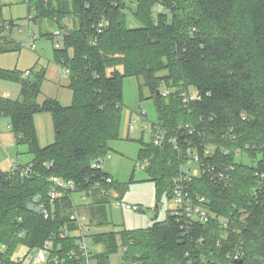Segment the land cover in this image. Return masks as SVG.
I'll return each instance as SVG.
<instances>
[{
	"label": "trees",
	"instance_id": "trees-1",
	"mask_svg": "<svg viewBox=\"0 0 264 264\" xmlns=\"http://www.w3.org/2000/svg\"><path fill=\"white\" fill-rule=\"evenodd\" d=\"M27 3L28 16L36 10L32 20L47 19L58 28L39 33L59 42L53 60L69 73L73 97L69 106L54 99L40 102L44 69H27L26 75V70L0 68L1 79L20 85L15 98L0 94V116L9 118L17 154L31 156L26 163L16 162L19 168L0 170V247H6L0 250V264H19V246L39 247L48 238L74 245L75 238L64 236L63 228H75L70 215L79 207L91 213L94 224L93 218L97 225L108 223L110 197L97 182L120 196L124 186L114 178L106 184L104 177L111 174L94 164L121 138L124 79L129 76L143 80L140 97L145 98L146 87L166 135L161 145L152 138L137 139L138 160L155 184L157 200L172 197L176 180L192 166L187 147H196L205 167L211 162L226 178L203 172L192 175L188 184L206 197L214 214L233 222L228 232L213 222L185 230L168 211L166 219L147 227L95 233L93 242L102 244L95 255L98 264H111V255L121 247H127L123 257L128 264H264V0ZM6 23L19 25L14 19L0 20V29ZM21 47L8 32L0 51ZM165 89L170 90L167 96L162 95ZM190 90L201 99L187 100L183 91ZM42 111L52 114L55 131L54 142L44 147L34 121ZM208 148L211 153L205 155ZM244 153L254 162L239 160ZM53 175L73 181L75 189H61L52 200ZM75 192H85L91 202L76 204ZM38 195L48 216L29 208ZM235 251L242 252L237 260L229 255Z\"/></svg>",
	"mask_w": 264,
	"mask_h": 264
},
{
	"label": "rangeland",
	"instance_id": "rangeland-1",
	"mask_svg": "<svg viewBox=\"0 0 264 264\" xmlns=\"http://www.w3.org/2000/svg\"><path fill=\"white\" fill-rule=\"evenodd\" d=\"M11 9H16V11L19 12L24 10V12H20L19 16L21 18L18 21V23L24 27V30L19 31L18 26H15L10 32L16 41H25L29 33L34 34L35 32L47 30L57 32L58 28L55 23H50L47 19L38 18L36 22L31 19L28 24V3L26 0H18L16 4H11L10 8L9 6L5 8V11L7 10V12H9ZM34 14L36 15L35 9L32 10V15ZM129 18L131 19L130 14ZM54 41V39L40 36V38L36 40V50L30 47H21L20 50L0 51V68L5 70L16 69L20 71H24L28 68L35 69L33 65L38 59V55L36 54L41 53L42 49L44 53H42L43 56H41L39 62H43V60L48 57L53 59ZM47 54H49V56ZM140 83H143V80L137 79L134 76H129L124 79L125 104L122 111L120 129V135L123 139L120 138L119 140L113 141L112 144L114 148L110 152L111 156L106 159V163L104 164L106 170L113 173L114 177L123 184V195L120 198L118 195L113 196L108 203L107 224L97 225V219L93 218L95 226L90 229L92 237L95 233L99 232L150 226L156 221L166 219L168 211L173 205V200L166 197V195H163L160 201L157 200L155 184L149 179V175L145 169L141 167L140 161L138 160L139 141L137 139L143 136L144 140L149 141L151 139L150 132L147 131L143 134L141 128L133 133L129 130L132 112L139 108L147 112L149 121L157 122L154 101L148 98L149 91L146 87L143 88L145 98L141 99ZM19 92L20 85L17 82L0 78V94L8 93V96L15 98L19 95ZM1 125L7 128L5 121ZM128 136L129 138H127ZM29 156L28 154H17L14 134L6 129L0 140V170L6 171L11 169L15 166L16 162L26 163L30 160ZM239 160L245 163L254 162L246 153L242 154ZM192 168L196 171L197 165H193ZM81 195L82 194L79 192L73 194L76 202H82ZM117 198L122 203L140 204L144 207V210L135 211L124 207H117L114 201L117 200ZM78 209H80V211H86L89 219L91 218V213L89 211L81 207ZM90 243L93 255L102 248L99 244ZM119 259L120 255L117 254L110 257V260L114 263H118Z\"/></svg>",
	"mask_w": 264,
	"mask_h": 264
},
{
	"label": "built area",
	"instance_id": "built-area-1",
	"mask_svg": "<svg viewBox=\"0 0 264 264\" xmlns=\"http://www.w3.org/2000/svg\"><path fill=\"white\" fill-rule=\"evenodd\" d=\"M32 19V14L27 17V22L29 24ZM27 24V25H28ZM18 26V30H24L22 25ZM15 26H12L10 23L4 24V28L0 29V44L4 43V39L7 37V33L11 32ZM40 38V33L35 32L34 34H28L27 39L25 41H20L21 45L24 47H30L32 49H36V40ZM55 45L59 47V42H56ZM25 74H30L29 70L25 71ZM170 90L165 89L162 93L163 96L169 95ZM4 96H8V93H4ZM183 96L187 100H200L201 95L196 90L183 91ZM153 125L157 128V131L153 129ZM9 128V127H8ZM144 129L146 132L149 131L151 134V138L156 145H161L165 141L166 135L163 130L160 128L157 122H152L148 120V114L142 108H139L132 112V116L129 122V130L130 132H135L139 129ZM185 128L189 129L190 133L193 132L194 128L191 125L186 124ZM3 131L0 127V140L2 139ZM172 141L176 143V139L172 138ZM211 153V149L208 148L205 150L204 154L208 155ZM225 154L228 153L227 150L224 151ZM187 154L189 156V164L197 165L196 171L191 169L186 170V174L182 175V178L177 179L176 183L173 187L172 197L173 205L169 210L170 213L176 218L178 223L181 225L182 229L188 230L191 229L195 224L198 223H210L213 222L215 226L224 229L228 232V229L231 228V223L233 219L228 216H218L214 214L211 210L210 206L207 204V199L205 196L192 192L188 182L191 180L192 175L200 176L203 172L208 173V176L211 178H226L224 171H216L211 162H208L209 165L205 167L203 157L201 153L198 151L196 147H187ZM110 154L106 156L105 159H101L95 162L94 166L104 167L107 158H110ZM15 167L18 165L15 163ZM19 168V167H18ZM216 171V172H215ZM23 174H29V169H24ZM106 184H110L113 180V177L107 176L104 177ZM50 181L53 183V188L50 191L51 199H55L61 189H75L74 182L62 181L58 176H51ZM101 193L104 195H108L110 197V201L113 196L118 195L121 197L112 187L109 188L107 185L102 186L99 182L96 185ZM82 202H75L76 204L81 203H90L91 198L87 196V194L81 193ZM40 195L38 198H35L34 202L38 207L39 211L44 212L45 216H48L49 212L44 203L39 201ZM117 207H124L126 209L142 211L144 207L140 204L136 203H122L118 198L114 200ZM244 217V216H242ZM70 220L75 222L76 226L74 229H70L69 227L63 228V235L66 237L75 238L74 245L65 247L61 244H55L54 239L48 238L45 240V243L42 246L30 248L28 246H19L17 252L15 254L16 261L19 264H59L63 263L69 259L82 260L84 264H98L95 255L91 252V243L93 242L92 235L90 234L91 227L95 226L93 222L90 221L86 211H80V209H75L71 215ZM99 245L102 244L99 243ZM54 247L57 248L56 252H53ZM5 245L0 247L1 251H4ZM102 248L98 251L100 252ZM127 250V247H121L119 251L115 254L120 255V259L118 263H114L110 260L111 264H128L124 260V252ZM97 252V253H98ZM114 255V254H112ZM111 255V256H112ZM231 258L237 260L242 255L241 251H235L232 254H229ZM93 261V263H92ZM131 264H137L136 262H132ZM206 264V263H202Z\"/></svg>",
	"mask_w": 264,
	"mask_h": 264
},
{
	"label": "crops",
	"instance_id": "crops-1",
	"mask_svg": "<svg viewBox=\"0 0 264 264\" xmlns=\"http://www.w3.org/2000/svg\"><path fill=\"white\" fill-rule=\"evenodd\" d=\"M17 1L0 0V12H1L0 20L8 21L14 19L19 21V19L21 18L19 16L20 12L22 13L24 12V10L23 11L21 10L20 12L16 11V9H11V11L9 12H7V10L5 11V8H8V6L10 8L11 4L14 5L17 3ZM42 53H44L43 49L41 50V53L36 54L38 55V59L33 65L36 71H39V69L45 70V78L42 82V92L39 96L40 102L45 101L47 99H54L59 103H61L63 106H69L72 103V97H73V92L69 87V83H70L69 73L66 71V69L63 68L62 65H60L59 63H57L56 61H54L49 57L44 59L43 62H39L41 56H43ZM47 55L49 56V54ZM4 121L6 122L7 128L2 127L1 125L2 123H4ZM34 121H35V126H36L40 145L44 147L53 143L55 140V131H54L52 114L49 111L38 112L34 116ZM0 127L1 129H3L2 130L3 131L2 137H3L6 129L10 131L8 128L9 118L5 116H0ZM121 139H123V137H121ZM29 158L31 160V156H29ZM108 172L111 174V176L114 179H116L113 173H111L110 171Z\"/></svg>",
	"mask_w": 264,
	"mask_h": 264
},
{
	"label": "water",
	"instance_id": "water-1",
	"mask_svg": "<svg viewBox=\"0 0 264 264\" xmlns=\"http://www.w3.org/2000/svg\"><path fill=\"white\" fill-rule=\"evenodd\" d=\"M29 208L35 212H39V207L35 203H31Z\"/></svg>",
	"mask_w": 264,
	"mask_h": 264
}]
</instances>
